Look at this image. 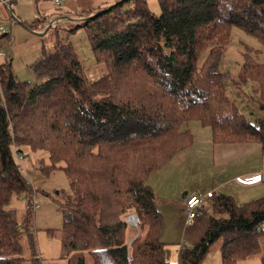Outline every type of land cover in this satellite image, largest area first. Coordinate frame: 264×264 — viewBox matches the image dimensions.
I'll list each match as a JSON object with an SVG mask.
<instances>
[{
	"label": "trees",
	"instance_id": "trees-1",
	"mask_svg": "<svg viewBox=\"0 0 264 264\" xmlns=\"http://www.w3.org/2000/svg\"><path fill=\"white\" fill-rule=\"evenodd\" d=\"M157 1L158 14L146 0H117L78 14L68 31L84 28L95 62L106 65L90 84L58 33L52 51L32 64L41 83L18 79L9 60L0 63V264H43L32 232L36 189L15 158L26 146L47 153V164L39 160L42 172L61 169L68 179L69 191L58 200L63 223L54 229L66 264H201L218 240L223 264L255 256L264 264V197L241 204L215 191L204 233L171 262L147 184L191 144L185 127L191 119L210 127L213 143L258 142L264 154V123L239 111L226 90L227 73L217 69L232 26L256 37L264 55V0ZM232 84H249L264 110V59L245 52ZM21 194L26 205L19 219L8 204ZM129 211L140 236L128 234L135 229L126 221Z\"/></svg>",
	"mask_w": 264,
	"mask_h": 264
},
{
	"label": "rangeland",
	"instance_id": "rangeland-1",
	"mask_svg": "<svg viewBox=\"0 0 264 264\" xmlns=\"http://www.w3.org/2000/svg\"><path fill=\"white\" fill-rule=\"evenodd\" d=\"M146 1L150 10L158 14V1ZM13 5H15L14 14L19 21L12 28L9 42L6 36L0 37V49L4 50L6 54L8 52L11 69L18 79L22 81L26 80L31 85L43 81L44 77H39L32 70V64L40 59L44 53L52 51L53 43L56 38L55 33H58V38L60 40L64 42L68 41L72 45L84 67L83 75L87 80V84L101 77L106 69V65L105 62H95L90 40L85 29L81 27L73 31H68L78 23L81 16L74 15L73 19L55 25L48 24L50 21L46 23L41 22L44 27V32L41 31V29H30L24 26V24L33 21L38 15L37 7L33 0H20L18 3H13ZM9 15L11 16V14ZM245 52H249L256 60L260 61L264 59L261 42L256 37L244 31L241 27L232 26L229 42L217 64V69L220 72L227 73L225 78L226 90L229 97L235 101L239 111L251 122L264 123V110L258 107L257 95L253 92L250 85L247 84L238 89V87L235 88L232 84V80L234 78L236 79V72L242 62ZM3 61L4 59L0 56V62ZM185 125L183 124L181 127L183 128L185 126L190 128L195 135V125L201 126V129L206 133L202 130L197 131L196 144H193L190 148L185 150L192 153L186 156V162H181L185 158V156H182L183 154H177L174 157L172 156L173 158L170 162L164 164L166 165L168 163L163 168L165 169L167 167L163 174L164 179L160 180L161 185L168 182L166 184L169 185V183H171L173 189L174 186H179V183L188 182L191 187L204 186L205 189L207 186H216L220 182L227 181L233 174L258 170L263 178V182L260 184L248 188L237 187L232 182L226 183L225 185L229 188L233 187L228 190L229 195L241 204L259 200L264 197V154L261 152L258 142H228L217 144L210 140V127L202 126L199 120L191 119L187 121ZM21 151L23 152V158L19 161L21 172L31 186L36 189L34 201L38 206L34 207L32 212V232L37 252L42 258L43 264H66L62 240L58 235L54 234V229H59L63 223L62 209L58 200L61 201L63 195L69 191L68 179L61 169H55L48 173H44L39 169L38 165L40 159H44V162L46 164L48 163L47 153L45 151H33L27 146L22 147ZM168 167H170V170ZM189 168L193 170L190 176L187 175ZM163 171L164 170L159 174V177H161ZM154 175V180L156 181L158 177L157 174ZM169 176H171L170 180H165ZM149 181L152 185V180ZM147 184H149L148 181ZM221 186L220 190L224 192ZM216 189L218 190L219 188L217 187ZM202 191L205 192L204 190ZM204 202L206 203L202 208L209 212L211 198ZM25 205L26 200L24 199V195L21 194L12 196L8 207L15 209L20 219L25 210ZM130 212L131 211H129V213ZM205 215L207 216L206 213H203L200 217L205 218ZM134 228L135 229L131 228L128 230L129 235H134L135 233V235H138L140 233L138 226ZM172 232L174 243L169 244V260L171 262H176L179 251L178 241L182 240L180 239L182 233L180 234V232H178L176 234L174 231ZM140 235L141 234H139V236ZM133 238L134 236L131 237L130 241ZM21 244L23 247V255L27 256L25 255L27 254V247L22 239ZM210 254L212 255V253ZM210 257L211 256H208L209 260L203 264H216L215 261L211 263ZM235 264H261V262L258 257H251L249 259L239 260Z\"/></svg>",
	"mask_w": 264,
	"mask_h": 264
},
{
	"label": "crops",
	"instance_id": "crops-1",
	"mask_svg": "<svg viewBox=\"0 0 264 264\" xmlns=\"http://www.w3.org/2000/svg\"><path fill=\"white\" fill-rule=\"evenodd\" d=\"M33 1L35 2V5L37 7L38 15L30 23H34V25L36 27L35 29H41V31H44L43 24L37 23V20L42 19L41 22L46 23L47 21L53 20L57 16L64 15V14L67 15L68 20H71V19L74 18V15L78 16V14L81 13V12H84V13L88 14V13H91V12H94V11H98L99 9L105 8V7H107L111 3H114L117 0H64V4H63V7H62L61 10H58L56 8V6L52 2V0H33ZM18 2L19 1L15 2V3H18ZM15 5L12 4V6H13V14H14V6ZM3 15H9V14L6 12V10H3ZM14 16L17 18V16L15 14H14ZM18 21H17V23H18ZM56 22L58 24V22L60 23V22H63V21L62 20H58ZM30 23H27V24H30ZM27 24H24V26L28 27ZM7 56H9L8 52H7ZM7 56H1V57L4 60H9L7 58ZM201 128H202L201 126L199 127V125H195L196 135L189 128L190 131L193 134V142L191 143L190 146H188L186 148H182L179 151H177L173 155V157L176 156L177 154H179V155L183 154L182 156L183 157L185 156V158L184 159L182 158L183 160L181 162L184 163V162L187 161L186 160V156L188 154H192V153L189 152V151H185V150L187 148H190L193 144H196L197 131L198 130H202ZM202 131L204 133H206L204 130H202ZM209 135H210L209 137H210V140H211V132H210ZM217 144H221V143H217ZM173 157H171V159ZM170 160L168 162H170ZM207 160H208V157H207ZM166 165H164L159 170L154 171L151 174V176L149 175V177L147 178V181L149 182L148 185L151 186L152 190L155 193V196H156V199H157L156 206H157V209L159 210V212L161 213V217H162V227H161V230H160L159 238H160L161 241L167 243L168 247H169L170 243H174L173 242L174 238H173V232L172 231H174L176 234L178 232H180V234L182 233L181 238H180L182 240L178 241V243H179L178 247L179 248L182 245H187L188 246V245L193 244L194 242H196L202 236V234L205 231V227H206V224H207V216L205 215L206 216L205 218H202L200 216L203 213L207 214V210H203V208H202L201 212H199V215L193 220L192 223H190L188 225L185 224V222H184V220H185L184 203H183V198H184L185 195H187V194H189V193H191L193 191H197V190L207 191V190H210V189H215L216 192H223V191L220 190V186L221 185H222L221 188L224 189V192L229 193L228 190L232 189L233 187L229 188L225 184L226 183H230V182H232L235 186L241 187V188L251 187V186H240V185H237L236 183H234L233 179L237 178V177L244 178V179H249V178H254V177H256V175H258L261 178V182H263V178L261 176L260 171L254 170L253 172L245 171V172H239V173L233 174L231 176V178H229L227 180L228 182L227 181L220 182L216 186H210V187L207 186V188H205V189H204V186L191 187L188 182L179 183L180 184L179 186H174L173 189H172V184L171 183H169V185L166 184L168 182L164 183L163 185H161V183H160V180L164 179L163 174L165 173V170H166L167 167L165 169H163V168ZM168 169L170 170V167H168ZM162 170H164V171H163L161 177H159V174L162 172ZM192 171L193 170L191 168H189L187 175L190 176L192 174ZM154 174H157V177H158V179L156 181L154 180V178H155ZM173 175H175V174H173ZM170 177L171 176H169L165 180L169 181ZM149 180H152V183H153L152 185L150 184ZM217 187L219 188L218 190L216 189ZM205 203L206 202H204L203 205ZM203 205H202V207H203ZM215 244H217V245H215ZM220 245H221V241L220 240H218L215 243H213L211 245V247L209 248V251H208L206 257L201 262V264H203L204 262L209 260L208 256H211L210 257L211 263H213L215 261L216 264H223L222 260H221ZM210 253H212V255ZM255 257H257V256H255ZM246 259H249V258H246ZM258 259H259V257H258Z\"/></svg>",
	"mask_w": 264,
	"mask_h": 264
},
{
	"label": "built area",
	"instance_id": "built-area-1",
	"mask_svg": "<svg viewBox=\"0 0 264 264\" xmlns=\"http://www.w3.org/2000/svg\"><path fill=\"white\" fill-rule=\"evenodd\" d=\"M17 1L20 0H0V37L6 36L8 42L10 40V34L12 28L18 21V19L13 14V6H12V4ZM52 2L54 3V5L58 10L62 9L64 0H52ZM3 10H6L7 13L9 12L8 14H11V16L3 15ZM58 20L66 21L68 20V17L66 14L57 16L55 19L50 20L48 24L55 25L57 24L56 21ZM0 55L7 56V54L1 49H0ZM22 153H23L22 151H18V150L15 151V158L18 162L23 158ZM233 182L240 186H254L261 182V178L258 175H256V177L254 178H249V179L237 177L233 179ZM215 191H216L215 189H210L205 192L197 190L184 196L183 198L184 214H185L184 222L186 225L192 223L193 220L199 215L200 209L202 208L204 201L208 200ZM126 221L128 225L131 227L138 226V218L133 212L127 214ZM261 226L264 227V223H261Z\"/></svg>",
	"mask_w": 264,
	"mask_h": 264
},
{
	"label": "water",
	"instance_id": "water-1",
	"mask_svg": "<svg viewBox=\"0 0 264 264\" xmlns=\"http://www.w3.org/2000/svg\"><path fill=\"white\" fill-rule=\"evenodd\" d=\"M131 242V241H130Z\"/></svg>",
	"mask_w": 264,
	"mask_h": 264
}]
</instances>
